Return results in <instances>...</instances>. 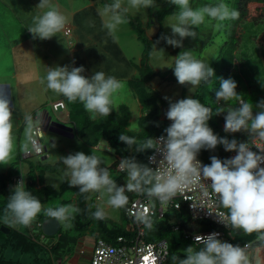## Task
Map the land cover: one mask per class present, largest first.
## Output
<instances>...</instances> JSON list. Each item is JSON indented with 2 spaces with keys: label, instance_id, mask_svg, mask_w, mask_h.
Instances as JSON below:
<instances>
[{
  "label": "clouds",
  "instance_id": "1",
  "mask_svg": "<svg viewBox=\"0 0 264 264\" xmlns=\"http://www.w3.org/2000/svg\"><path fill=\"white\" fill-rule=\"evenodd\" d=\"M177 9L171 17L168 27L171 35H162L160 39L172 47L183 48L187 38L196 39L197 31L206 22L213 25L216 31L224 28V22L236 20L239 13L224 2L203 5L193 8L191 0H167ZM155 0H113L99 11L104 19L103 27L115 39L117 27L127 23V14L131 9L152 8ZM39 8L48 7L42 15L34 18L33 26L28 28L33 39L51 40L61 33L67 23L66 17L49 0H41ZM173 69L178 84L189 87V92L202 84L210 87L216 78L215 70L201 59H197L191 50L181 51L175 56ZM85 68L56 66L50 67L46 86L56 94L63 95L70 103L79 101L89 113L90 119L108 117L114 109H118V97L126 89V82L114 76H106L103 71L94 72L90 77L84 75ZM219 90L215 92L218 105L223 101L239 103L238 107L220 105L215 109L206 106L199 99L188 96L179 100L169 101L166 118L171 124L165 128L166 135L158 139L163 142L165 152L163 159L167 161L166 170L153 171L135 161V158H125L120 162L121 171L127 172V184L117 186L107 167H101V160L92 150L88 155L75 152L63 157L66 166L65 175L72 187H78L81 193L108 194L107 204L113 208H122L128 200L125 189L136 191L143 185L150 184L148 194L158 198L161 204H167L178 192L191 183L193 179H203L210 182L212 192L216 195L220 206L226 211L218 213V221L227 227L243 230L245 234L259 233L264 239V153L252 151L246 141H240L228 136H218L210 127L209 121L213 116H223L224 132L232 135L243 133L255 135L264 140V98L256 103L245 101L244 95L237 92L238 84L233 78H218ZM10 101L0 96V165H10L14 158L12 136V111ZM258 109V111H254ZM31 126V117H26ZM39 122L40 116L38 118ZM43 124V123H42ZM44 125V124H43ZM129 130H138L133 125ZM45 132V131H44ZM119 140L128 148L136 146L137 151L155 149L152 138L138 141L121 133ZM223 146L225 151L235 152L231 158L221 160L216 156L210 157V164H203L198 155L201 150H215ZM46 151V147H45ZM44 151V153H45ZM43 153V154H44ZM42 154V155H43ZM41 156V155H33ZM19 178V177H18ZM17 181V179H15ZM23 178L11 189L12 194L4 209V222L10 226H29L43 211L48 217L55 218L71 227L74 214L79 208L72 204L56 208H45L39 199L25 190ZM97 220L105 218L102 209L92 214ZM219 233L196 235L195 242L203 244L196 250L187 247L185 258L172 256L178 264H249V258L239 246L218 238Z\"/></svg>",
  "mask_w": 264,
  "mask_h": 264
},
{
  "label": "rangeland",
  "instance_id": "2",
  "mask_svg": "<svg viewBox=\"0 0 264 264\" xmlns=\"http://www.w3.org/2000/svg\"><path fill=\"white\" fill-rule=\"evenodd\" d=\"M74 1H75L74 3L76 4L74 5L76 7H73V8L75 9L83 8L81 6L84 5V3L86 5V3L88 2V0H74ZM125 1L127 2V0ZM234 1L235 0H224V2L227 3L232 9L233 7H235ZM4 2H7L11 7L13 6L17 7L19 5H21L20 7H22L21 0H0V10H5L7 8ZM112 2L113 0H99L98 1L99 5H97L98 8L88 7V6L84 7L82 15L85 14V17L87 20L85 19V21L81 25L82 28H77V31L74 30V34L75 36L81 35L82 37H84V41H91L88 38V36L90 35H95V36L99 35L103 37V39H101L99 42L100 44L99 47L102 49V51H104L102 52V54L99 55V58L101 60V62L99 61L100 63L98 65L99 71H103L106 74V76H114L116 79L126 82L125 91L122 92L120 96L118 97V105L124 103L130 106L131 111H132V116H131L132 119L130 120V123H131L130 127L132 128V126L135 125L139 130L141 128L139 125L141 104L139 102L137 94L130 87L127 80L135 75H137L138 78H141L143 75H147L148 71L150 73L152 71H157V70H159V72L161 71L162 73L168 71L169 74L173 75L171 80H165L162 78L161 75H156L150 79V82L147 85L148 89L158 93L160 98H164L163 102L162 100L158 101L161 107L159 116H161V118L163 116V118L167 119L165 113L168 110L169 101L166 103L167 105L164 106L166 102L165 97H169L173 101L182 99V90H183V86L178 84L177 81H174L176 79L174 77V72L172 69L174 67L175 59H176L174 56V53L177 50H178V54L184 50H191L195 56L197 55L198 59H201L205 61L206 63L209 62L210 66L214 69V65L212 64H213L214 58L217 56V52L214 50V47H217L224 41L226 32L224 31L223 28L220 31H216L213 27V25L216 23L215 21H212L211 24L206 22V24L201 25L199 29H195L197 31V38L195 40L192 38H187L183 41V44H184L183 48L172 47L168 45L166 41L160 38L162 35H164V31L165 33H167V35H171V29L168 27V23H169L170 18L174 17L177 11L175 7V11H174L175 13L173 12V14H170L168 17L165 18L163 32H161L155 37H149L146 31L143 32L145 35L148 36V38L152 40L154 49L152 50L148 61L146 62L145 60L144 65L142 66L141 65L142 62L140 58H142L145 52V45L143 44L142 41L138 39L139 32L136 29V23L135 25H131V23L127 20V23L119 25L115 32V37L117 38L115 39L116 41H118V43H120V45H117V46L119 48L123 46L124 51L129 57L128 59H126V57L123 55L122 56L123 60H121L120 58V56L122 55L121 53L118 54L116 57H113V54H114L113 52L115 51L116 46L115 45L109 46L108 48V45L106 44L107 41H109V38L108 40L104 39L105 38L104 34L108 33V30L103 27L104 19H106V17L102 18L99 14V11L103 9L105 5L111 4ZM218 2H220V0H206V1L205 0H191V5L193 8H197L203 5H207V4L215 5ZM155 4H156V7L158 8L160 7L167 8L171 6L169 3H167V1L163 5V3L160 0H155ZM68 8L70 9V7ZM63 9H65V7H63ZM131 10L134 12V14L141 16V18L143 19L146 18L148 15V8L147 9L141 8L138 10L131 9ZM20 13L23 14L24 12L21 10ZM65 15H68V14L66 13ZM37 41L40 42L41 40H37ZM47 41L49 43H47L46 45H44V43L42 42V44L38 46V52L40 55L41 53H43L44 46L50 52V54H57L59 52L60 53H67V52L70 53L69 46H68L70 41L67 39L66 35L63 32L58 33L57 37H53L51 40H47ZM207 41H212L213 44L212 46H210V44L207 43L206 47H209L210 49L207 52H204L205 44L203 43ZM73 42H74V45L72 43V46L74 48H78L77 41L75 40ZM63 45H65L68 49L64 48ZM228 55L230 56V54ZM234 57H239V55L236 53ZM40 59H42V57ZM61 59H64V57H61ZM63 65L64 64H62V66ZM114 65H117L116 70L113 69ZM41 67L43 71L47 69L44 61H42ZM214 70H215L216 78L214 79V83L211 85V87L208 84H205L204 90L200 92L197 96H196V93L199 91L200 86L197 88H194L191 92H189V87H188V94H187V97L192 96L193 98L199 99L206 106L212 108L213 112L219 106L217 105V102L214 100L215 92L219 90V86H220V81L218 78L223 77L222 72H219L218 69L216 68ZM42 73L44 74V72ZM235 73L236 71L232 72V74H235ZM43 77H44V81L46 82V79H45L46 75H44ZM260 78L261 80L262 78L264 79V74H262V77ZM32 85H37V82L34 81ZM157 85H158V88H156ZM258 88L262 90L263 95H264V82H261V84L258 85ZM242 89L243 90L239 91L238 93L243 94L244 98L247 101H252L253 103H256L259 100H261V94H259L258 91L256 90L255 92L247 91L246 86H244ZM16 94L18 95V97L21 94L22 99H23L22 103L26 107L27 101H28L27 97L31 95V92H29V90L24 89L21 91V93L16 92ZM36 95L37 96L42 95L43 97L44 93L42 91H39L36 93ZM54 96L59 97L61 95L56 94L54 92ZM31 98L33 99V97ZM15 100L13 98L9 100L10 105L13 104V107H10V108L12 111V123H13L12 136H13V144H14V158L11 161L10 165H7V166L0 165V173H7L10 171L12 176H17L18 174H20L19 171H17V168L20 165V162L22 163V166H23L21 168V171L24 174L27 173V168H28L30 161L38 162L39 160H41V162L43 163L47 162L51 164L61 162L62 167L59 168L56 172L45 173V177H46L45 182L53 187H58L60 186V184L63 182L64 179H69L65 175L66 166L63 164V157L69 154L82 151L85 154L91 155L92 150H94L93 154L98 156L102 162L101 167L111 166L113 162L115 161L116 154L114 152V149L110 146L109 142L104 139H102L98 145L91 146L87 144L86 142H84L77 135V133L74 137H69V136H63V135H60V134H57L51 131L44 132V135L42 138L43 145L46 147V151L44 155H47L48 158H46L45 160H42L43 155L39 156L40 159L37 156H30L27 158H23L22 155L28 149H31L30 137L32 135L33 129L35 128V124L33 122V119H31V126H29V123L27 121L26 122L27 126L25 127V130L23 132L18 129V125L16 124H17L19 116L21 115L20 112L22 109L20 108L18 104L19 101L17 102ZM72 107L74 106L72 105ZM75 107L84 109L83 105L79 101L75 104ZM49 109H50V106L46 105V107L39 110L38 112L41 113L42 111L49 110ZM151 122L153 125L158 124V120L156 119L155 116H152ZM168 122L171 124V121L168 120ZM209 125L218 136H221V137L225 136L224 132L222 131L224 130V124H221L216 117L214 116L212 117V119L209 121ZM150 150L151 149H145V152H147L146 154H148ZM207 151L211 153L212 155L214 154L217 157L219 156L220 158L222 155H226L227 153H230L228 151H225L223 146H218L215 150H207ZM38 173L40 172L36 171V174ZM111 176L115 180L117 177V172L113 171L111 173ZM131 192L132 191H128L127 189H125L126 196H129ZM91 196L94 198L96 197L95 201H96L97 207L102 209L105 212V214L111 219L110 225L114 223L120 224L122 222L121 208L119 209L113 208L107 204L108 194L106 192L103 195H101L100 193L91 192ZM63 200H66V201L63 203ZM70 200H73V192L67 191L61 197L52 198L50 201L45 203L43 206L45 208L47 207L56 208L61 205L72 204L75 207H77L76 203L74 201L69 202ZM178 220L179 219L177 217L170 219L171 222H175ZM32 223L29 226L17 225V227L19 228V230L27 232L31 235L36 233L41 239L40 240L41 244H44V245L47 244L46 246L47 248L45 250H41V251L39 250V255L42 256V261H45L46 259L47 260L52 259L51 264H59L60 258H61L62 264H82V262L84 263L88 261V259H85L84 257H82L83 260L78 262V261H75V258L73 257L75 254V251L78 248V242L80 240V236L76 237L77 235L76 231L74 230V228H72V226L67 227L64 223L61 222V227H62L61 232L63 233L68 232L69 234L76 237V239L74 241L66 242L64 246H60L58 252L54 254V256L56 255L55 256L56 258H54V256L53 258H51L52 252L50 251L49 247L58 243L59 241L58 240L59 237L57 235L58 233L53 236L46 235L44 234L43 230L40 229L39 227L37 226L32 227ZM83 236H85L83 240V247L86 251L92 254L94 251V247H95L96 236L94 237V234L92 233L91 230L85 232ZM261 241L262 243H258ZM250 245H251L250 248H247L246 246L244 247L245 253L247 254L249 258V264H264V239H262L261 236L259 235V237L256 240L252 241ZM7 253L9 254V252L6 251V256H7ZM14 255L15 256L13 258L15 262H18V263L22 262V264H31L33 262L34 252H27V251L22 252V251L16 250Z\"/></svg>",
  "mask_w": 264,
  "mask_h": 264
},
{
  "label": "trees",
  "instance_id": "3",
  "mask_svg": "<svg viewBox=\"0 0 264 264\" xmlns=\"http://www.w3.org/2000/svg\"><path fill=\"white\" fill-rule=\"evenodd\" d=\"M250 1H258L263 2L264 0H235L233 9L239 13V17L236 20H233V26L236 25L239 21L243 20L246 16L247 4ZM175 10V6L171 5L167 8L155 9L154 7L149 9V15L157 16L158 20L162 24V20L172 14ZM127 17L130 21L135 25L136 29L139 32L138 37L145 45V52L143 54V62L148 61L149 56L154 49V45L152 40L148 38L143 32L145 29L142 26V22L136 16H130L127 14ZM138 19V20H137ZM234 30V28H233ZM234 43V42H233ZM232 42L229 45H225L224 49L220 52L219 57L214 62V69H218L219 72H222L223 78H232V72L238 69L236 65V57L233 50L234 44ZM230 54V56L228 55ZM245 77L248 81H252L253 70L252 66L248 69H242ZM167 72H150L148 75H143L141 78H137L133 80V85L139 95L140 101L143 105V109L146 111L139 119V130H129L130 127V119H131V109L127 104H120L118 109H114L113 113L108 117H98L96 120L90 119L89 113L83 109L72 107L70 112L71 122L76 126L77 135L87 144L91 146H96L99 142L104 139L109 142L110 146L114 149L116 154V159L111 166H108L110 174L115 171L117 172V177L115 179L117 186H125L128 182L127 180V172L121 171L118 169L120 162L125 158H135V161L142 166L149 167L147 158L150 152L146 154L145 150L137 151L136 146L134 145L132 148H128V146L122 143L119 140V135L121 133L126 134L130 137H135L138 141H146L149 138H154L157 135H166L164 132L165 128H167L170 123L167 119L161 118L159 116L161 107L158 101L163 102V98H160L158 93L147 88L150 79L156 75H161L165 77ZM238 86L242 83V76H238L235 74ZM251 77V78H250ZM171 79V78H170ZM241 86V85H240ZM244 86H241V89L237 90V92L243 90ZM205 88V84L200 85L199 91L196 93V96L202 92ZM247 91H249L247 89ZM251 90L250 92H253ZM184 95H186L184 89ZM255 92V91H254ZM259 94H263L258 91ZM243 99L247 101L244 97ZM216 101V99L214 98ZM168 101L166 100L164 106H166ZM218 105V104H217ZM220 105H224L225 107H238L239 103L228 102L227 105L224 104L223 101H220ZM219 105V106H220ZM74 108V109H73ZM215 112V111H214ZM152 116H155L158 120V124L153 125L151 122ZM218 119L221 124H224L223 116H214ZM224 132V130H222ZM225 136H228L229 139L233 138V136L240 140L249 141L252 135L243 134V133H235L229 135L225 133ZM215 156L209 153L207 150H201L198 157H201L205 162L211 163L210 157ZM217 157V156H216ZM218 158H220L218 156ZM221 159V158H220ZM222 160V159H221ZM36 167L29 168V173L27 176V180L25 181V190L32 193L37 199L40 200L42 205L50 201L52 198L61 197L67 191L73 192V196L76 199L70 200L76 203L77 208H79V212L75 213V218L71 221V226L76 231V237H82L85 232L91 230L94 236L98 238H103L107 242L111 244L117 243V238L119 236H125L127 238L136 236V224L132 222V220L128 217L126 210L130 201H132L138 193H133L128 196L127 203L121 208L122 213V222L114 223L110 225V218L105 214V218L102 220H97L93 217V213L97 210V205L95 198L91 196V192L89 193H81L78 187H72L69 184V179H64L63 182L58 187H53L51 185H42L38 187L39 175H42L47 172H56L59 168L62 167L61 162H57L55 164L51 163H40L35 165ZM13 168V167H12ZM12 170V169H11ZM36 171L40 173L36 174ZM11 172L0 173V223L4 222L5 212L4 209L8 202V197L12 194L11 189L13 186L10 185V181L12 179ZM151 187L150 184L143 185L140 190H142L143 194H148V188ZM66 200H63V203ZM68 201V200H67ZM129 201V202H128ZM105 213V212H104ZM177 217L179 220L177 222L180 223V231H175L173 229L171 218ZM48 218L43 212L40 213L36 220L33 221L32 227H39L42 229V223L45 219ZM129 220V221H128ZM128 222V224H127ZM10 227V231L6 234L7 239L4 242L5 246H10L15 250H19L22 252H34L33 262L31 264H51L52 259L42 261V256L39 255V250H45L47 244H41L40 237L35 234H29L27 232L21 231L18 228H14L8 224ZM62 228V227H61ZM144 238L146 241H158V240H166L169 245V255H168V263L169 264H178L177 261L172 260V256L176 255L178 259L185 258V249L189 246H193L196 250H199L203 247V244H197L192 238L188 237L185 232L191 231L194 233L205 232V231H215V230H223L226 234L227 241L235 246H239L244 250L246 245H249L248 248L251 247L250 243L256 240L259 237V233L253 232L251 234H245L243 230H236L230 228H223L209 220H197L192 221L188 210L185 205L181 207V209L171 208L165 211L162 217H156L152 222H145L144 224ZM62 229L58 232L59 241L57 244L50 246L49 249L52 254H56L58 252L60 246H64L66 242L74 241L76 237L67 233L61 232ZM230 232V235L228 234ZM42 233V232H41ZM176 234V235H175ZM44 235V234H43ZM258 243H262L258 242ZM47 249V250H49ZM245 251V250H244ZM56 256V255H55ZM54 256V258H56ZM51 257V256H50ZM58 257V256H57ZM53 258V256L51 257ZM1 262L5 263H14L12 260H7L3 256L0 255Z\"/></svg>",
  "mask_w": 264,
  "mask_h": 264
},
{
  "label": "crops",
  "instance_id": "4",
  "mask_svg": "<svg viewBox=\"0 0 264 264\" xmlns=\"http://www.w3.org/2000/svg\"><path fill=\"white\" fill-rule=\"evenodd\" d=\"M21 1H22L21 3L22 7H20L21 5L17 7L15 6L11 7L7 2H4L7 8L5 10H0V96H3L4 98L8 100H11L13 98L14 100L16 99L15 101L17 102L19 101L18 104L22 110L20 112L21 115L19 116L16 125H18V129L20 131L23 132L25 130V127L27 126L26 117H31V119H33L34 124L36 125L39 122V120L36 119L37 116H40V120L43 122L44 120L46 121L47 119L46 116H47V113L49 112L53 116L54 120L66 122L70 126H73L74 133L76 135V126L71 122V119H70V112H71L70 105L71 104L75 105L78 101L76 103L70 104V102L63 95L59 97L54 96V92L47 88L46 86L47 82L44 81L43 76L47 75V72L50 67H56L58 65L62 66V64H64L63 66L67 65L69 67L83 66L85 68L84 75L87 77H90L94 74V72L99 71L98 65L101 62L99 55L102 54V52H104L99 47L100 45L99 42L101 39H103V37L99 35L97 36L90 35L88 36V38L91 41H84V37H82L81 35L75 36L74 34V30L77 31V28H82L81 25L86 19L85 14L82 15L84 7L88 6V7L98 8L97 5H99L98 3L99 0H88L86 5L84 3V5L81 6L83 8H79V9L73 8V7H76L74 0H49V5L56 6V8L66 17L67 23H66L65 28L70 27L72 29V32L70 35L65 34L64 32L65 28L62 31L66 35L67 39L70 41L68 45L70 53L69 52L67 53L59 52L57 54H50V52L44 46L43 53H41V55L38 52V46H40L42 42L44 43V45H46L49 42L47 40L38 42L37 40L39 39H33V36L28 31V28L33 26L34 18L39 15H42L44 11L48 10V7H45V8L37 7V5L41 2V0H21ZM160 1L164 5L167 0H160ZM124 4L125 6H127L126 1ZM63 7H65V9H63ZM68 7H70V9ZM154 8L160 9L161 7L158 8L156 7V4H155ZM149 9L150 8H148V15L144 19L141 18V16L134 14L131 8L128 12V15L136 16L139 19H141L140 21L142 22V26L145 29L147 34L150 31V28L152 26V19L154 17L153 15L151 16L149 15ZM21 10L24 12L23 14L20 13ZM64 12L65 14L67 13L68 15H65ZM165 18L162 20L161 29L157 33V35L164 31ZM127 20L131 23V25H133V23L130 21L128 17H127ZM233 23H234L233 20L224 22L225 26L223 29L226 32L225 39L220 45H218L217 47H214V50L217 52V56L214 58L213 64L215 60L219 57L220 52L224 49V46L229 45L230 42L232 43L234 42L233 52L235 55L236 53L239 55V57H236V65L238 69H236L235 74L237 75V78L238 76L243 77L242 78L243 84H240V85L246 86L249 91L256 90V91H260L261 93H263L262 90L258 88V85H260L261 82H264V79L262 78L261 80L260 78L262 77V74H264V3L258 2V1H250L247 4V11H246V16L244 17V19L239 21L234 26H233ZM104 35H105V38H104L105 40H108L109 38V41H107L106 43L108 45V48L109 46H114V45L116 46L115 51L113 52L114 53L113 57H116L118 54L121 53L122 54L120 56L121 60H123L122 59L123 55L126 57V59L129 58L126 52L124 51L123 46H121V48L117 46V45H120V43L116 41L117 38L114 39L113 36L109 35L108 33H105ZM164 35H167L165 31H164ZM73 39L77 41L78 48H74L72 46V43L74 45L73 41H75ZM138 39L140 40V38ZM207 43L210 44V46H212L213 44L212 41L204 42L203 43L205 44L204 52H207L210 49L209 47H206ZM63 47L67 48L65 45H63ZM177 55H178V50L174 53V56H177ZM41 57L42 59H40ZM61 57H64V59H61ZM195 57L198 59L197 55ZM140 59L142 62L141 65L143 66L144 65L143 56ZM42 61L45 62V66L47 68L44 71L41 67ZM251 66L253 70V76H252V81L250 82L245 77L242 69H245V68L248 69ZM113 69L116 70L117 65H114ZM42 72H44V74ZM154 72H159V70L154 71ZM148 74H150L149 71L147 75ZM235 74H232L233 77L232 76L231 77L236 78ZM172 77L173 75L167 72V75L162 78L165 80H171L170 78ZM137 78L138 76L135 75L131 77L130 79H128L127 82L129 83L130 87L135 91V93L138 96L139 102L141 104V108H140V117H141L143 114L146 113V111L143 109V105L140 101L139 95L133 85V80ZM34 81L37 82V85H32ZM174 81H177V80L175 79ZM240 85L238 86L237 90H239V88L241 89ZM156 88H158V85ZM24 89L29 90V92H31V95L27 97L28 101H27L26 107L22 103L23 99H22L21 94L19 95V97L16 94V92L21 93V91ZM184 89H185L186 95H184V92H183ZM39 91H42L44 93L43 97L42 95L41 96L36 95V93ZM187 94H188V87L183 86L182 98H186ZM31 97H33V99ZM262 98H264L263 94H261V99ZM58 100H64L65 108H62L61 110L60 109L55 110L53 108V103ZM46 105H49L50 109L44 110L41 113H39L38 111L46 107ZM9 106L13 107V104ZM254 111H257L255 107H254ZM131 116H132V111H131ZM46 158H48V156L43 154L42 160H45ZM40 163H41V160H39L38 162L30 161L28 168H27V173L24 174L21 171V168L23 166H22V163L20 162V165H19L20 167L18 166L17 171H19L21 175L18 174L17 176H13L10 181L11 182L10 185L14 187L17 184V181L15 179H17L18 177H22L23 180L26 181L28 173L30 171L29 170L30 166L32 165V167L33 166L36 167L35 165H38ZM44 163H47V162H44ZM45 181H46L45 173L43 175L41 173V175H39L38 187H41L42 185H48ZM136 192L138 193V190L132 191L131 194L136 193ZM73 199H76V197L73 196ZM2 225H6V223L5 222L0 223V255L3 256L7 260H12L14 263H11V262L5 263V262H1L0 260V264H22V262L18 263L14 261L13 257L15 256L14 254L16 250L11 248L10 246L4 245V242L7 239L6 234L10 230L8 232H4L1 229ZM12 227L18 228L17 226H12ZM84 238L85 236L80 237V240L78 242V248L75 251V254L73 256L75 258V261H78V262L83 260L82 257H84L85 259H88L89 261L90 256L92 255L91 253L86 251L83 247ZM97 239L98 237L96 236V240ZM82 250L85 252L81 254ZM6 251L9 252V254L7 253V256H6ZM51 255L54 256L53 254ZM59 264H62L61 258L59 259Z\"/></svg>",
  "mask_w": 264,
  "mask_h": 264
},
{
  "label": "built area",
  "instance_id": "5",
  "mask_svg": "<svg viewBox=\"0 0 264 264\" xmlns=\"http://www.w3.org/2000/svg\"><path fill=\"white\" fill-rule=\"evenodd\" d=\"M64 32L66 35H70L72 29L66 27ZM53 108L55 110L65 108L64 100L54 102ZM38 118L39 116L36 119ZM43 135L44 125L38 122L30 137L31 149H28L22 155L23 158L44 153ZM161 136H155L154 143L156 148L152 149L147 158L148 165L154 172L167 169V161L162 156V153L165 152L164 144L158 139ZM247 144L252 151L264 153V140L257 136L252 135ZM235 155V152H230L222 155L221 159L224 160ZM198 159L205 165L209 164L201 157H198ZM118 169L121 170L119 166ZM21 179L22 177L17 178V182ZM138 192L139 195L129 202L126 210L128 217L136 224V236L131 238L119 236L116 244H111L103 238H98L89 262L82 264H169V245L167 241H146L143 226L145 222H152L156 217H162L168 209H181L183 205L186 206L192 221L209 220L225 229L230 228L218 221V213L226 210L220 206L216 195L211 190L210 182L203 179L202 176L198 180L193 179L191 183L184 187L183 191L178 192L167 204H161L158 198L149 194H143L140 189ZM172 225L175 231H180L181 226L179 222H172ZM213 232L219 233L218 238L222 241H227L223 230L198 233L187 231L185 233L195 241L196 235H208ZM228 234L230 235V232ZM248 246L246 245L247 248ZM84 252L82 250L81 254Z\"/></svg>",
  "mask_w": 264,
  "mask_h": 264
},
{
  "label": "water",
  "instance_id": "6",
  "mask_svg": "<svg viewBox=\"0 0 264 264\" xmlns=\"http://www.w3.org/2000/svg\"><path fill=\"white\" fill-rule=\"evenodd\" d=\"M161 29V22L158 20L157 16H155L152 19V26L150 28V31L148 35L150 37H155L157 36V33ZM47 119L46 121L44 120L42 123L44 124V131H51L63 136H69V137H74V127L70 126L66 122H62L59 120H54L53 116L48 112L47 113ZM1 229L4 232H8L10 228L6 225H2ZM61 229V222L55 218L48 217L45 219V221L42 223V230L44 234L46 235H56Z\"/></svg>",
  "mask_w": 264,
  "mask_h": 264
},
{
  "label": "bare ground",
  "instance_id": "7",
  "mask_svg": "<svg viewBox=\"0 0 264 264\" xmlns=\"http://www.w3.org/2000/svg\"><path fill=\"white\" fill-rule=\"evenodd\" d=\"M137 193V192H136ZM129 202V201H128Z\"/></svg>",
  "mask_w": 264,
  "mask_h": 264
}]
</instances>
